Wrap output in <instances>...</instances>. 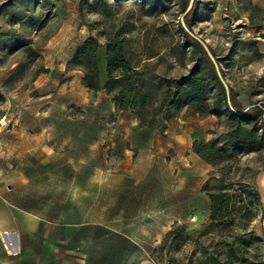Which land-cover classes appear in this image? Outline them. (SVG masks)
<instances>
[{
  "label": "rangeland",
  "instance_id": "374dc122",
  "mask_svg": "<svg viewBox=\"0 0 264 264\" xmlns=\"http://www.w3.org/2000/svg\"><path fill=\"white\" fill-rule=\"evenodd\" d=\"M186 15L236 104L264 103V0H193L187 12L183 0H0V264H264L261 116L227 112L179 31ZM89 37L98 90L68 64ZM109 46L143 75L142 125L103 88ZM189 75L196 97L183 89L163 107ZM237 127L253 130L245 145ZM194 142L213 143L215 163ZM212 178L223 182L209 192L228 195L220 222L203 190Z\"/></svg>",
  "mask_w": 264,
  "mask_h": 264
},
{
  "label": "trees",
  "instance_id": "16d2710c",
  "mask_svg": "<svg viewBox=\"0 0 264 264\" xmlns=\"http://www.w3.org/2000/svg\"><path fill=\"white\" fill-rule=\"evenodd\" d=\"M189 4V0H183V12L186 11ZM185 26L190 30V22L188 19V15L184 18ZM179 31L182 35L189 40L195 49L202 55L205 64L208 66L212 76L216 80V85L222 95L224 100V106L227 112L232 115L234 119H240L241 121H246V124H249L252 119L257 116L260 117V125L264 129V103H261L254 108H251L245 111V108H241L236 104L235 97L233 95L232 89L229 87V99L231 107L227 103L226 92L218 78L217 72L215 70L214 64L208 58L202 46L195 41L181 26V23L178 22ZM260 28V27H259ZM258 28V29H259ZM98 45L96 41L89 37L81 48L78 49L75 56L69 61L70 64L73 61H79L81 65L84 67L83 74V84L93 90H98L100 88V83L98 80V70L96 64L97 50ZM210 49V48H209ZM211 50V49H210ZM211 53L213 54L212 50ZM106 54L108 56L107 62V82L104 84L103 88L106 89L108 94L113 98L116 109L118 111H127L130 110L134 113L135 117H137L142 124H144V116L142 112H144V108L147 106L148 93L142 92L139 88V82L137 79H143L142 73L130 66V64L124 58V50L123 48H109L106 49ZM214 55V54H213ZM219 72L223 76L222 70L219 67ZM192 75L187 77H181L179 79L172 80L166 88L164 93V97L162 100V106L173 105L176 99L179 97L180 92L184 89L193 97H196L198 92H200V84L197 79L192 78ZM142 87V86H141ZM185 87V88H183ZM196 113L199 111L196 110ZM246 132L248 133L246 135ZM253 130H249L246 127H237L233 132V139L235 140L234 145H245L250 140L248 136L251 134ZM214 145L203 144L194 142L193 143V152L198 155L201 159L209 163H215V153H213ZM207 151V152H205ZM210 182L222 183V179L212 178L211 181H208L204 184L203 190L209 192ZM209 198L211 199V219L217 222L222 221L224 217V213L226 211L223 210V202L219 201L223 197H227L228 195L215 194L214 192H209ZM264 223V218H263ZM263 234H264V226H263ZM180 239V235L176 237V241L183 242L185 241Z\"/></svg>",
  "mask_w": 264,
  "mask_h": 264
},
{
  "label": "water",
  "instance_id": "95a60500",
  "mask_svg": "<svg viewBox=\"0 0 264 264\" xmlns=\"http://www.w3.org/2000/svg\"><path fill=\"white\" fill-rule=\"evenodd\" d=\"M193 4V0H189V4H188V7L186 9V12L191 8ZM180 23H181V26L182 28L194 39L196 40L201 46L202 48L204 49L205 53L207 54L208 58L211 60V62L214 64V67H215V70L217 72V75H218V78L219 80L221 81L224 89H225V92H226V98H227V103L228 105L231 107V104H230V99H229V87L227 85V83L225 82V80L223 79V76L221 75V73L219 72V66L215 60V57L213 56V54L211 53V50L209 49V47L207 46V44L201 40L199 37H197L191 30H189L185 24H184V21H183V18H181L180 20ZM259 104H253V105H250L248 107L245 108V111L251 109V108H254L255 106H258ZM263 226H264V223H263Z\"/></svg>",
  "mask_w": 264,
  "mask_h": 264
},
{
  "label": "crops",
  "instance_id": "0c3cea01",
  "mask_svg": "<svg viewBox=\"0 0 264 264\" xmlns=\"http://www.w3.org/2000/svg\"><path fill=\"white\" fill-rule=\"evenodd\" d=\"M21 23H19V25H20ZM262 33H264L263 31H261ZM21 33V32H20ZM13 35H11V34H7V36H6V38H9V39H11V38H14L15 39V37H16V33L14 32V33H12ZM12 36V37H11ZM11 40H13V39H11ZM24 41V40H23ZM24 43H26V42H24ZM259 47H260V49H261V51H263L264 52V41H263V43H259Z\"/></svg>",
  "mask_w": 264,
  "mask_h": 264
}]
</instances>
